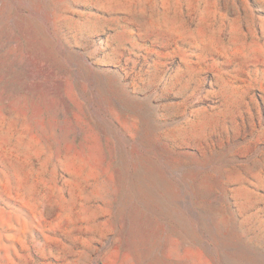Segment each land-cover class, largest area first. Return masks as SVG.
<instances>
[{
	"label": "rangeland",
	"instance_id": "374dc122",
	"mask_svg": "<svg viewBox=\"0 0 264 264\" xmlns=\"http://www.w3.org/2000/svg\"><path fill=\"white\" fill-rule=\"evenodd\" d=\"M0 264H264V0H0Z\"/></svg>",
	"mask_w": 264,
	"mask_h": 264
}]
</instances>
